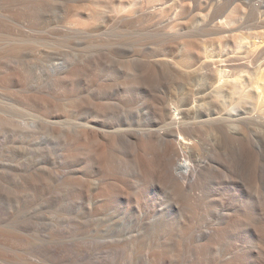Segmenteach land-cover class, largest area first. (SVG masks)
I'll list each match as a JSON object with an SVG mask.
<instances>
[{"label":"bare ground","instance_id":"bare-ground-1","mask_svg":"<svg viewBox=\"0 0 264 264\" xmlns=\"http://www.w3.org/2000/svg\"><path fill=\"white\" fill-rule=\"evenodd\" d=\"M154 1L0 0V262L264 264V194L252 183L262 167L248 135L264 124L259 33L236 26L233 14H198L206 35L233 37L249 55L213 54L197 68L181 38L136 49L120 66L92 52L103 17L133 33L160 21L164 0L135 15ZM185 9L179 1L177 15ZM229 86L237 99L226 98ZM142 108L144 118L131 116ZM195 122L213 133L216 153L190 159ZM48 133L55 158L40 137L52 144ZM40 201L75 212L59 213L55 236L36 216ZM102 216L109 231L93 226ZM63 230L100 238L110 259Z\"/></svg>","mask_w":264,"mask_h":264},{"label":"rangeland","instance_id":"rangeland-1","mask_svg":"<svg viewBox=\"0 0 264 264\" xmlns=\"http://www.w3.org/2000/svg\"><path fill=\"white\" fill-rule=\"evenodd\" d=\"M108 1L112 4H117L120 2V0ZM179 1H181L182 5H184V7L186 8L184 10V13L180 16H178L176 13L177 4ZM162 3L163 0H155L152 6H146L140 13L135 15H147L154 8L158 9V6ZM164 5L166 7L165 13H163L159 22H152L148 24V27L146 28H142V25H138L134 27V32L129 34L119 33L116 30V24H114L113 22L109 23V21L105 23L104 19H106L107 17H103V19L98 22L97 27H100V25L103 24H105L106 27H103L96 32L97 38L95 47L92 49V52L98 56L104 55L106 56V59L108 58V62L120 66V61H131L135 58L133 52L136 49H146L155 46L159 48L167 44L173 45L175 41L181 38L188 44L190 59H192L193 63L195 64L193 68H197L207 56H211L213 54L224 55L226 52L231 54V51L235 50V52L241 51V53L239 54L240 56L248 57L249 48L247 46H243L241 49H238V42L235 43L236 41L233 37H230L228 39H220L219 35L216 34L206 35L207 33L202 31L203 24L197 23L195 21V17L198 14H208V12L210 11H218L224 13L225 15H236V26H238L239 28L254 27L255 29L253 30L258 31L259 34H257V37H259L256 40L260 42L261 48L260 53H258L256 56V61L257 63L264 62V34L262 33L264 27H261V19H264V15L261 14V12L264 11V0H185L184 2L183 0H164ZM172 24H177V29L172 30L170 27V25ZM166 25H169L166 29V32L161 31L160 28H163ZM240 31L241 30H239V32ZM252 49L254 48L252 47ZM66 50L68 51V53L72 52L71 48H68ZM73 56H77L74 51ZM43 64L48 65L47 62H44ZM233 70L238 73L244 74L246 69L242 66H236L235 68H233ZM111 74L120 77L118 70H114V72ZM192 76L194 77L193 79L201 78V74L199 72H196ZM200 83L201 85H204L206 84V80H201ZM190 88H192L191 84ZM194 88H196V85H194ZM226 93V98L228 100L231 101V98L233 97L237 99L238 92L235 89L233 90L232 87L229 86ZM145 112V108H142L137 112L131 113V116L136 117L143 113L142 118H144L146 115ZM190 127H192V129L195 131L191 141L192 147L190 148V159L194 156L204 157L216 153L217 147L215 145V137L213 136V133H211V131H209L206 126L198 124L196 122L190 124ZM49 135V141L53 142L52 144L49 143L47 139H45L48 137L47 135L41 134L40 137L42 138L41 140H43L49 147L50 155L55 158L58 155L54 146L57 139L55 137L52 138L51 134ZM248 135L250 137V143L252 144L253 150L256 154L257 163L262 167V172L260 173L258 178L255 176V178L252 180V183L255 182L254 185L258 184L259 190L262 194H264V124H262L261 121L251 124L248 127ZM224 146L230 152L229 161L234 162V158L236 156L235 149L227 143L224 144ZM224 151L225 148H222L221 152L223 153ZM238 156L239 154L236 156L235 161L237 160ZM65 192L66 188H63L60 194L64 196L66 194ZM246 197L250 196L246 195ZM35 208V213L38 217V220L42 222L45 227V234L46 232H51L53 233V236H55V224L58 225L57 217L59 213H62L64 216H71L75 213L73 211L60 212L59 209L56 208H47L46 204L43 203V201H40ZM93 220L95 221V224L93 226H95L99 231H109L111 227H113V223L109 220H106L103 216L101 218H93ZM65 229H69V227H66ZM63 235L66 239H70L68 235H73L76 239V243L83 244L87 247H95L96 249H98L95 251V253L98 251L95 257H99L100 254V257L110 259L108 251L101 252L102 247L99 245V241H101L100 238H91L89 242L82 238L81 234L77 233L74 235L66 233L65 230H63ZM40 238L43 240V242H48L47 235L40 236ZM39 241L38 239L32 240L33 243H39ZM110 254L113 255L112 253ZM0 264L5 263L0 262Z\"/></svg>","mask_w":264,"mask_h":264}]
</instances>
